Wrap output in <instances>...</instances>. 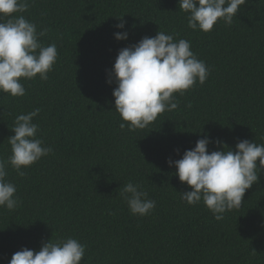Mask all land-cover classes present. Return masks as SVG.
Returning <instances> with one entry per match:
<instances>
[{
	"label": "trees",
	"instance_id": "1",
	"mask_svg": "<svg viewBox=\"0 0 264 264\" xmlns=\"http://www.w3.org/2000/svg\"><path fill=\"white\" fill-rule=\"evenodd\" d=\"M13 15L46 30L40 40L55 43L58 58L46 81L21 79L24 96L0 92V158L12 154L16 117L37 108V138L53 148L22 168L24 176L8 166L20 204L0 207V264L66 237L87 246L81 264H264V172L242 206L217 221L202 201L181 199L191 189L167 163L205 135L233 150L244 139L264 144V0H248L231 25L218 21L210 32L190 29L178 0H29ZM123 31L128 39L117 41ZM158 31L190 41L210 75L174 94L176 110L145 129L121 130L127 122L115 110L109 73L120 49ZM129 181L156 201L150 214H131L119 195Z\"/></svg>",
	"mask_w": 264,
	"mask_h": 264
},
{
	"label": "clouds",
	"instance_id": "2",
	"mask_svg": "<svg viewBox=\"0 0 264 264\" xmlns=\"http://www.w3.org/2000/svg\"><path fill=\"white\" fill-rule=\"evenodd\" d=\"M248 0H178L179 9L187 13V25L192 30L210 32L218 21L231 25L241 5ZM29 0H0V92L22 97L26 89L21 79L31 80L37 75L48 79L58 58L57 45L45 46L40 37L46 30L38 31L37 25L23 15ZM123 16L116 17L115 25L124 29ZM128 32H116L117 41H126ZM211 69L191 50V42L176 40L173 35L158 31L154 37L144 36L131 46L119 50L109 73L115 110L122 121L121 130L145 129L158 115L179 107L175 93L181 96L197 82L203 85ZM40 109L19 114L8 137L11 155L0 158V207L14 211L19 207L16 186L7 180L10 165L18 175L22 168L30 167L42 157L53 152L51 146L37 138L39 125L33 123ZM215 143L220 150L209 152V144ZM222 141H213L205 135L196 141L195 147L185 150L182 158L167 160L175 166L176 175L191 190L181 193V199L189 205L201 201L217 221L224 213L238 209L243 204L246 190L259 182L264 172V144L248 139L239 140L235 150ZM179 153V149L175 150ZM119 195L126 201L131 214L146 216L156 207V201L148 198L147 191L138 183L129 181ZM86 245L77 238L66 237L42 243L38 251L23 247L15 252L8 264H81Z\"/></svg>",
	"mask_w": 264,
	"mask_h": 264
}]
</instances>
